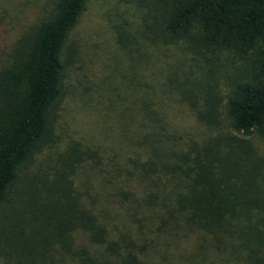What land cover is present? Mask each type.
Instances as JSON below:
<instances>
[{"label": "trees", "instance_id": "1", "mask_svg": "<svg viewBox=\"0 0 264 264\" xmlns=\"http://www.w3.org/2000/svg\"><path fill=\"white\" fill-rule=\"evenodd\" d=\"M86 1L54 0L0 61V264H264V193L244 143L224 157L203 145L165 158L146 110L134 108L100 131L105 145L57 153L62 170L52 180L22 181L21 168L49 143L66 41ZM137 4L157 38L238 60L219 114L264 143V0ZM205 104L215 109L211 97Z\"/></svg>", "mask_w": 264, "mask_h": 264}, {"label": "rangeland", "instance_id": "2", "mask_svg": "<svg viewBox=\"0 0 264 264\" xmlns=\"http://www.w3.org/2000/svg\"><path fill=\"white\" fill-rule=\"evenodd\" d=\"M53 1L0 2V61L18 34L43 16ZM66 53L63 92L50 121L49 145L21 168L22 181L36 176L52 180L62 170L57 153L105 145L100 131L115 129L121 114L136 108L146 110L144 124L158 134L155 145L167 154L165 158L192 157L203 145L224 157L233 142L244 143L259 175L255 184L264 193V143L236 134L219 114L227 73L239 64L231 54L191 49L186 40L168 43L157 38L137 0H87L68 35ZM209 97L215 104L212 112L205 104ZM155 109L161 113L154 122ZM148 144L154 148V139ZM192 147L197 148L194 153ZM212 171L206 173L209 179Z\"/></svg>", "mask_w": 264, "mask_h": 264}]
</instances>
